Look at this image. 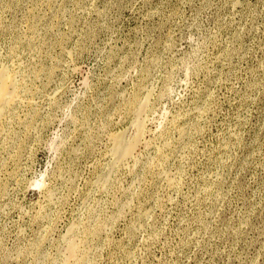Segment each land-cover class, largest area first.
Instances as JSON below:
<instances>
[{
	"label": "rangeland",
	"instance_id": "obj_1",
	"mask_svg": "<svg viewBox=\"0 0 264 264\" xmlns=\"http://www.w3.org/2000/svg\"><path fill=\"white\" fill-rule=\"evenodd\" d=\"M0 67V264H264V0H0Z\"/></svg>",
	"mask_w": 264,
	"mask_h": 264
},
{
	"label": "bare ground",
	"instance_id": "obj_2",
	"mask_svg": "<svg viewBox=\"0 0 264 264\" xmlns=\"http://www.w3.org/2000/svg\"><path fill=\"white\" fill-rule=\"evenodd\" d=\"M7 70L8 69H6V67L4 69L0 67V117L4 116L3 114H5V111L14 104L16 99L19 97V91H20L17 77L16 75H14L15 73ZM137 122L139 123V121H136V123ZM137 127L138 128L136 129L134 128L135 130H137L136 134L134 130L135 137L131 135V137L133 136L132 139L129 137H128L129 139L126 138L123 131H120L119 133H115V134L113 133L111 135L113 148L112 150L111 149L110 150L115 154L113 155L116 156V158L119 161L121 160V162L122 159L132 155L133 151L135 150L134 148L135 145L137 144L136 143L137 137L139 138V134L141 131L140 124H138ZM110 154L112 155V153Z\"/></svg>",
	"mask_w": 264,
	"mask_h": 264
}]
</instances>
